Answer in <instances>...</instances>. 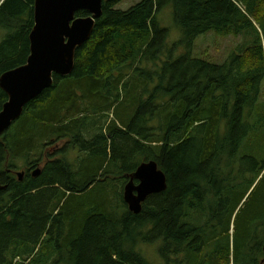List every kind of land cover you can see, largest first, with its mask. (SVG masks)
I'll return each mask as SVG.
<instances>
[{
	"label": "trees",
	"instance_id": "obj_1",
	"mask_svg": "<svg viewBox=\"0 0 264 264\" xmlns=\"http://www.w3.org/2000/svg\"><path fill=\"white\" fill-rule=\"evenodd\" d=\"M120 1L0 137V264H264V0ZM34 4L0 0V76L27 62ZM211 31L242 38L222 62L193 54ZM150 160L168 185L135 213Z\"/></svg>",
	"mask_w": 264,
	"mask_h": 264
},
{
	"label": "water",
	"instance_id": "obj_2",
	"mask_svg": "<svg viewBox=\"0 0 264 264\" xmlns=\"http://www.w3.org/2000/svg\"><path fill=\"white\" fill-rule=\"evenodd\" d=\"M104 1L35 0L27 62L0 76V87L8 95L0 111V137L31 100L53 85L54 74L67 76L73 72L77 49L90 39L96 20L103 14ZM79 11L89 14L79 16ZM40 172L38 167L33 174ZM18 175L21 179L24 172ZM167 185V176L155 160L142 162L125 186V201L139 213L146 198L166 190Z\"/></svg>",
	"mask_w": 264,
	"mask_h": 264
},
{
	"label": "rangeland",
	"instance_id": "obj_3",
	"mask_svg": "<svg viewBox=\"0 0 264 264\" xmlns=\"http://www.w3.org/2000/svg\"><path fill=\"white\" fill-rule=\"evenodd\" d=\"M141 0H121L117 3L116 8L127 10L132 6L139 3ZM159 20L162 27L168 29V43L170 45L177 43L181 37L182 33L180 28L177 26L174 19V12L172 6H166L160 13ZM5 36V31L0 30V43ZM242 38L235 36H219L214 31L201 35L197 38L194 45L193 54L196 56H204L213 59L216 62H222L226 59L230 52L236 48V46L241 42ZM185 52V47L180 46L178 48V54ZM18 165H24V161L19 159ZM19 172H23L22 169ZM143 247V248H142ZM139 248L142 250L143 254L151 262L157 261L158 252L156 253L157 244H143Z\"/></svg>",
	"mask_w": 264,
	"mask_h": 264
},
{
	"label": "flooded vegetation",
	"instance_id": "obj_4",
	"mask_svg": "<svg viewBox=\"0 0 264 264\" xmlns=\"http://www.w3.org/2000/svg\"><path fill=\"white\" fill-rule=\"evenodd\" d=\"M7 171H8V172H11L10 169H8ZM23 172L25 173V171H23ZM14 173H15L17 176H19V175H18V173H19L18 171H16V172L14 171ZM23 176H24V175H23ZM19 178H20V177H19ZM22 179H23V177L21 178V180H22ZM6 186H7V185H6ZM2 187H5V186H1V185H0V189H1Z\"/></svg>",
	"mask_w": 264,
	"mask_h": 264
},
{
	"label": "bare ground",
	"instance_id": "obj_5",
	"mask_svg": "<svg viewBox=\"0 0 264 264\" xmlns=\"http://www.w3.org/2000/svg\"><path fill=\"white\" fill-rule=\"evenodd\" d=\"M13 125V124H12ZM32 168V167H31ZM31 180V179H30ZM19 184V183H18ZM202 232V231H201Z\"/></svg>",
	"mask_w": 264,
	"mask_h": 264
}]
</instances>
